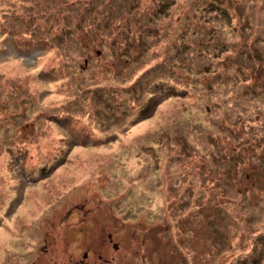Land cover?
<instances>
[{
  "label": "rangeland",
  "instance_id": "rangeland-1",
  "mask_svg": "<svg viewBox=\"0 0 264 264\" xmlns=\"http://www.w3.org/2000/svg\"><path fill=\"white\" fill-rule=\"evenodd\" d=\"M263 66L264 0H0V264H264Z\"/></svg>",
  "mask_w": 264,
  "mask_h": 264
},
{
  "label": "trees",
  "instance_id": "trees-1",
  "mask_svg": "<svg viewBox=\"0 0 264 264\" xmlns=\"http://www.w3.org/2000/svg\"><path fill=\"white\" fill-rule=\"evenodd\" d=\"M76 2H81V0H75ZM97 1H99V0H97ZM112 1V2H111ZM139 1V0H138ZM101 2V1H100ZM102 2L103 3H106V4H108V5H110V6H113L114 5V2H115V0H102ZM175 3V2H174ZM80 4V3H79ZM94 5H96V4H93L92 5V7H91V9L94 7ZM163 5H165V3H163ZM166 5H168V4H166ZM170 5H172V4H170ZM169 5V6H170ZM212 6H213V4H212ZM86 7H89L88 5H86ZM170 8V7H169ZM91 9H88V10H86V9H83V10H81L80 8H78L77 10H76V15H75V21H76V23H75V25H76V29H78L79 30V27L80 26H87L88 25V20H87V17L90 15V18H89V25H94V24H96L95 26H100V28L102 29V32H103V34H101V37H102V45H101V47H102V53H105L106 51V49H105V47H106V45H111L112 44V48L113 47H115L117 44V39L118 38H120V37H122V36H124V35H126L127 33H129L130 31H131V28L130 27H128V25H131V23H134L135 24V22H134V19L135 18H131V15L132 14H134L133 13V9L131 8V7H128V9H126V7L125 8H121L122 10H119L118 12L117 11H111V12H109L108 13V16L105 18V19H102V20H99L97 17H96V15H97V13H100L101 11H103L104 9H102V10H98V11H96V13H93V10H91ZM80 11H83L84 13H82V12H80ZM223 12V16H225L226 18L228 17V14L226 13V12H224V11H221L220 13H222ZM131 14V15H130ZM130 15V16H129ZM136 16V15H135ZM48 18V17H47ZM50 18V17H49ZM58 18H55V20L56 21H58L57 20ZM98 20V21H97ZM116 21H119L118 23L116 22ZM105 23L107 24H109L110 25V28L109 29H107V27L105 26ZM248 23H250V22H248ZM111 24H113V26L111 27ZM135 26H136V24H135ZM251 26V24H246L245 25V27H250ZM90 29H91V27H90ZM137 29H138V27L136 26V30L135 31H137ZM89 30V29H88ZM92 33V32H91ZM71 34L73 35V33L71 32ZM92 35H93V37H95V32H93L92 33ZM101 41V40H100ZM81 49H83V52L85 53V54H83L81 51H80V49H79V52L81 53V55H88L89 54V52L87 53V51H88V49H87V45H86V43H82L81 44ZM223 48V47H222ZM108 49H111V48H108ZM87 53V54H86ZM264 67V66H263ZM207 71V70H206ZM250 71V70H249ZM262 72V74H264V69L261 71ZM256 81V80H255ZM254 81V82H255ZM248 85L249 84H247V87L245 88V89H247L248 88ZM244 89V90H245ZM261 91H264V89L263 90H261ZM250 93H251V90H250ZM262 95H264V92L262 93ZM145 105H147V104H145ZM246 122V121H245ZM249 125L248 124H246V123H244L243 124V130H245L244 132L242 131V134H245V133H247V129H246V127H248ZM234 134L233 135H235V137L236 136H238V135H241V133L238 131V129L236 130V129H234L233 128V131H232ZM241 138V137H240ZM260 144H258L257 142H255V145H254V149L255 150H257L258 149V146H259ZM243 152V151H242ZM241 151H239V152H237L238 154H241L242 153ZM250 154H253V153H250ZM232 155H234V154H232ZM238 159L237 157H236V154L234 155V159ZM240 158L242 159L243 158V160H241V162L240 161H236V164H235V168H237V170H239V169H241V167L243 168V166L241 165V163H243V162H245V157H243V156H240ZM250 157H248V160L250 161ZM248 163H251V162H248ZM261 163L263 164L264 163V158H262L261 159ZM262 166H264V165H262ZM248 167V166H247ZM258 167H260V166H258ZM249 168V167H248ZM245 169V168H244ZM262 169H264V167L262 168ZM246 170V169H245ZM249 173V172H248Z\"/></svg>",
  "mask_w": 264,
  "mask_h": 264
}]
</instances>
